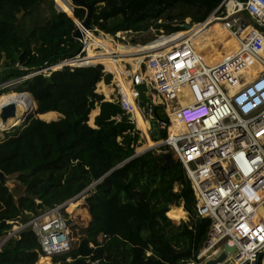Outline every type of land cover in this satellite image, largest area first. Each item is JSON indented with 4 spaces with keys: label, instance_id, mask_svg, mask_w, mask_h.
I'll return each instance as SVG.
<instances>
[{
    "label": "trees",
    "instance_id": "obj_1",
    "mask_svg": "<svg viewBox=\"0 0 264 264\" xmlns=\"http://www.w3.org/2000/svg\"><path fill=\"white\" fill-rule=\"evenodd\" d=\"M81 1L71 11L64 1L57 10L54 0H0V103L27 93L22 95L30 97L34 108L21 127L0 130V170L17 176L23 187L21 194H11L0 183V244L14 225L24 226L69 201L62 215L72 248L54 256L53 264H98L105 255L103 264H185L204 243L210 220L197 216L193 191L178 162L162 168L163 156L152 151L131 158L139 134L119 104L96 92L98 84L112 81L102 65L114 72L115 64L100 57L102 65L50 67L80 52L74 20L84 24L89 5L92 28L139 37L151 29L165 35L182 31L185 19L202 22L223 0ZM136 39L132 42L146 44L155 35ZM98 41L90 44L94 51ZM116 49L128 51L123 45ZM99 88L106 95L111 91ZM56 114L57 119H41ZM137 122L144 132L141 119ZM94 183L87 198L73 199ZM180 203L189 222L176 225L167 213ZM42 256L30 227L0 248V264H39Z\"/></svg>",
    "mask_w": 264,
    "mask_h": 264
},
{
    "label": "built area",
    "instance_id": "obj_2",
    "mask_svg": "<svg viewBox=\"0 0 264 264\" xmlns=\"http://www.w3.org/2000/svg\"><path fill=\"white\" fill-rule=\"evenodd\" d=\"M74 22L82 34L75 38L80 52L50 69L102 65L100 57L115 64L114 72L102 65L112 75L110 93L96 92L119 104L139 134L131 158L150 151L171 155L193 191L197 216L210 220L204 243L185 264H206L223 253L226 259L219 264H264V217L259 212L264 209V0H223L204 21L160 40L123 45L128 49L124 54L116 47L131 31L110 35ZM215 25L238 47L208 64L196 42L208 50L227 49L210 32ZM196 27L205 36L198 39ZM95 38L100 51L90 58ZM101 40L114 48L101 47ZM248 60L260 69L249 71ZM174 121L183 133L170 134ZM179 189L175 184L174 191ZM63 210L62 205L46 210L19 228L30 227L50 259L72 248Z\"/></svg>",
    "mask_w": 264,
    "mask_h": 264
},
{
    "label": "rangeland",
    "instance_id": "obj_3",
    "mask_svg": "<svg viewBox=\"0 0 264 264\" xmlns=\"http://www.w3.org/2000/svg\"><path fill=\"white\" fill-rule=\"evenodd\" d=\"M54 1H55V3H56V8H57V10H60L59 6H61L62 1H64V2L66 3V5H67V6L71 9V11H72V7H73V6H72V4L70 3L69 0H54ZM159 22H161V21H159ZM183 25H184V26H186V25H191L190 18L185 19V24H183ZM204 31H205V30L200 29V30H198L197 32L204 33ZM210 32H214V35H213L214 38H216L217 40H220L221 42H224V43H225L224 46H225V48H227V49L224 50V51H222V52H219L217 47H212L210 50H208V49L203 48V45L200 43V41H199V42H196V45H197V46H195V47H197V50H199V51L201 52V54H202V56L204 57V59H206V60H208V61H211V63H215L216 61L220 60L221 57H223V56H225L226 54H228V52H233L234 50L237 49L238 45H237V44L235 43V41L231 38V36L229 35V33H228L227 31L223 30L219 25H215V26L210 30ZM148 34H149V35H155V39H158V40H160L162 37H166L165 34H164V32H163L162 30L160 31V33H157L155 29H151V30H149V33L144 34V35L142 34V35H140L139 37L136 36V35H134V34H130L129 36H125V40H126V41L123 42L122 45H132V44H135V43L132 42V40H133L134 38H137L136 40H138V39L140 40V39H142V38L148 36ZM97 36H98V35H97ZM203 36H205V35L203 34ZM211 38H212V37L209 36V40H211ZM207 40H208V39H207ZM209 40H208V41H209ZM209 43H211V42L209 41ZM106 44L108 45L107 47L110 46V44H108V43H106ZM119 46H120V45H118V47H119ZM118 47H116V48H118ZM91 49H92V51H93V52H92L93 54H92V53L89 54L90 58H92L93 56H95V55L97 54V52L100 51L99 49H95V51H94V46H93V45L91 46ZM224 53H225V54H224ZM123 54H124V53H123ZM98 56H103V55H98ZM101 58H106V57H101ZM248 61H249V71H251V72H255L256 70L260 69L259 65H258L257 63H255L253 60H248ZM250 63H252V65H251ZM258 67H259V68H258ZM43 72H44V71H43ZM104 86H105V85H104ZM105 87H108V88L111 89V84L108 85V86H105ZM97 90H100L99 85L97 86ZM100 91H101V90H100ZM58 117H59V115L56 114V115H54V116H47V117H44V118H41V117H40V118L43 119V120H46V121H50V120L57 119ZM94 117H95V116H94ZM94 117L92 118V125H93ZM89 119H90V117H89ZM89 125H91V124H89ZM84 197H86V196L84 195ZM174 206H175V205H174ZM179 206L182 207V203H180ZM263 215H264V214H263ZM169 216H170V214H169ZM171 220H173V222H174L176 225L180 224L181 222L188 223V222H189V215H188L187 212H186V214H185L184 212H181V214L171 217ZM19 228H20V226H18V225H14V226L12 227V233L17 232ZM87 228H88V226H87ZM87 228H86V229H87ZM86 229H85V230H86ZM81 234H82V233H81ZM81 234H80V235H81ZM41 262H45L46 264H49V263L52 264V262H51L49 259H46V258H40V260H39V264H42Z\"/></svg>",
    "mask_w": 264,
    "mask_h": 264
},
{
    "label": "water",
    "instance_id": "obj_4",
    "mask_svg": "<svg viewBox=\"0 0 264 264\" xmlns=\"http://www.w3.org/2000/svg\"><path fill=\"white\" fill-rule=\"evenodd\" d=\"M71 4L75 3V2H79L82 3L81 0H69ZM88 9V18L86 19L85 23L83 24V27L85 29H91L92 26L90 25V16L92 13V9H93V5H89L87 6ZM67 14V13H66ZM69 15V14H67ZM71 18H73V13L72 15H69ZM186 28H189V26H187ZM82 37L81 31L77 28V30L75 31V38L80 39ZM44 70H48V68L44 69ZM43 71V70H42ZM40 71V72H42ZM20 95L22 94H27V93H18ZM34 108L31 109L30 111L27 112H23L20 113L16 103H10L7 106L3 107L0 111V130L1 131H10L13 130L15 128H19L21 127L23 124H25L29 117L31 116V114L33 113ZM163 160H164V165L162 166V168L167 167L168 165H172L177 163V161L173 160L171 155L169 154H165L163 155ZM0 183L4 186L7 187L9 192L11 194H21L23 191V187L20 184V182L17 180V176L15 175H6L4 172H2L0 170ZM94 185H96V183L92 184L87 190H85L83 193H81L82 195H85L87 198L88 195H86V193L92 188L94 187ZM80 195V194H79ZM78 195V196H79ZM77 197V196H76ZM75 197V198H76ZM74 199V198H73ZM69 202V201H68ZM68 202H65L62 207L65 208L66 205L68 204ZM148 203L149 199H148ZM90 222H91V218H90ZM16 233V232H15ZM12 233L10 234L7 238H5V240L0 244V248L15 234ZM227 252H231L232 249L231 248H226ZM226 259V253H223L219 258H217L216 260H210L208 261L206 264H219L222 263L224 260ZM106 263V255L104 256V258L98 263V264H103Z\"/></svg>",
    "mask_w": 264,
    "mask_h": 264
},
{
    "label": "bare ground",
    "instance_id": "obj_5",
    "mask_svg": "<svg viewBox=\"0 0 264 264\" xmlns=\"http://www.w3.org/2000/svg\"><path fill=\"white\" fill-rule=\"evenodd\" d=\"M201 28L200 27H196V28H193V31L194 32H197L198 30H200ZM203 29V28H202ZM197 34H199L198 36V39L200 38V37H202L203 36V34L204 33H201V32H197ZM197 39V40H198ZM205 61H207V63L208 64H214V63H211V61H208V60H206V59H204ZM217 62V61H216ZM256 63V62H255ZM251 65H252V63H250ZM259 68V67H258ZM184 98H186V96H184ZM10 103H16V105H17V107H18V109H19V111H20V113H23V112H27V111H30L31 109H32V100L30 99V97L28 96V95H13L12 97H10L9 99H7V100H5V101H2L1 103H0V111H1V109L3 108V107H5V106H7L8 104H10ZM137 118H140L139 116H137ZM176 121V120H175ZM174 121V124H173V126H172V128L170 129V134L172 135V134H175V135H177V134H181V133H183L184 131H183V127L180 125V124H178V123H176ZM0 127H1V124H0ZM149 144L150 145H152V142L149 140ZM84 198L83 197V195L81 194V195H79V196H77L76 198H74V200H76V199H78V198ZM73 200V201H74ZM68 203H70V202H68ZM174 207V206H173ZM171 207L170 208V211L167 213V216L171 219V217H173V216H176V215H179V214H181V212H184L183 211V208L181 207V206H178V207ZM260 214L264 217V209L262 208V209H260ZM185 213V212H184ZM169 214H170V216H169ZM186 214V213H185ZM64 218V217H63ZM173 221V220H172ZM41 258H46V259H49L50 261H51V259L49 258V257H41ZM42 264H46L45 262H41ZM49 264H51V263H49ZM53 264V263H52Z\"/></svg>",
    "mask_w": 264,
    "mask_h": 264
},
{
    "label": "clouds",
    "instance_id": "obj_6",
    "mask_svg": "<svg viewBox=\"0 0 264 264\" xmlns=\"http://www.w3.org/2000/svg\"><path fill=\"white\" fill-rule=\"evenodd\" d=\"M63 205V204H62ZM69 225V224H68ZM20 230V229H18ZM44 255V254H43ZM42 257H45V256H42ZM51 262L53 263V258L51 259ZM55 264V263H54ZM56 264H62V263H56Z\"/></svg>",
    "mask_w": 264,
    "mask_h": 264
},
{
    "label": "crops",
    "instance_id": "obj_7",
    "mask_svg": "<svg viewBox=\"0 0 264 264\" xmlns=\"http://www.w3.org/2000/svg\"><path fill=\"white\" fill-rule=\"evenodd\" d=\"M105 44H106V43H105ZM98 113H99V110H98ZM171 207H173V206H171ZM171 207H170V208H171ZM174 207H178V206H174ZM182 208H183V207H182ZM183 211H184V209H183ZM184 212H185V211H184ZM185 213H186V212H185ZM169 219H170V218H169Z\"/></svg>",
    "mask_w": 264,
    "mask_h": 264
}]
</instances>
